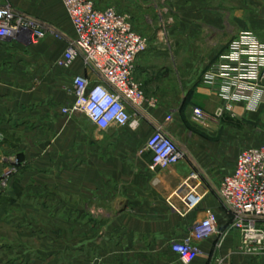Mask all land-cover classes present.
I'll list each match as a JSON object with an SVG mask.
<instances>
[{
  "label": "crops",
  "instance_id": "crops-1",
  "mask_svg": "<svg viewBox=\"0 0 264 264\" xmlns=\"http://www.w3.org/2000/svg\"><path fill=\"white\" fill-rule=\"evenodd\" d=\"M9 3L18 12L53 20L70 33L65 45L43 44L34 59L0 58V171L8 179L0 191V264H181L172 244L189 237L208 211L215 213L220 229L227 228L232 217L218 195L222 181L198 186L201 204L183 215L171 207L185 206L181 189L187 174L182 167L175 169L182 163L156 173L148 168L151 154L146 143L166 124L170 105L129 107L142 121L137 136L103 139L94 134L92 139L80 134L86 126L71 124L61 111L74 103L76 77L94 84L99 78L80 57L68 69L58 66L76 38L63 1ZM173 3L178 46L169 55L164 51L141 55L135 72L146 96L158 101L165 94L159 85L170 82L173 68H182L185 75L192 71L202 82L203 73L240 33L253 32L264 42V0ZM6 49L0 47V56ZM199 92L221 102L208 86H200ZM234 112L257 120L264 132V105L247 111L243 104H235ZM165 130L176 138L175 124H167ZM217 241L214 236L198 242L199 254L191 264H214L217 259L224 264H264V253L242 252L237 230L220 248Z\"/></svg>",
  "mask_w": 264,
  "mask_h": 264
},
{
  "label": "built area",
  "instance_id": "built-area-1",
  "mask_svg": "<svg viewBox=\"0 0 264 264\" xmlns=\"http://www.w3.org/2000/svg\"><path fill=\"white\" fill-rule=\"evenodd\" d=\"M62 1L76 38L58 60V66L68 69L80 57L99 78L94 84L86 77H76L74 103L63 108L62 114H83L101 132L121 127L137 132L142 121L129 107L140 110L146 99L134 77L139 57L147 52L145 41L114 9L98 10L90 0ZM26 32L22 15L0 0V47L20 41ZM202 83L217 92L223 101L221 111L231 112L235 104H243L247 111L258 109L264 105V42L253 32L240 33L205 72ZM194 115L199 121L205 119L199 109H195ZM172 121L173 117L167 116L166 124L156 128L146 143L151 154L148 168L153 173L183 163L180 146L165 130ZM236 164L234 172L223 178L218 190L224 209L232 217L230 224L220 229L217 216L208 211L203 221L193 225L189 237L172 244L171 249L181 264H191L199 254L198 242L215 236L216 246L220 248L224 238L234 230L240 232L242 252L264 253V145L243 151ZM6 187L7 180L0 179V191ZM183 191V210L171 207L186 215L199 207L203 196L198 186L186 184ZM214 264L224 262L217 259Z\"/></svg>",
  "mask_w": 264,
  "mask_h": 264
},
{
  "label": "rangeland",
  "instance_id": "rangeland-1",
  "mask_svg": "<svg viewBox=\"0 0 264 264\" xmlns=\"http://www.w3.org/2000/svg\"><path fill=\"white\" fill-rule=\"evenodd\" d=\"M90 1L98 10L114 9L127 19L133 30L142 37L147 45V52L142 55L162 53L160 51L169 55L172 47L176 49L178 46L179 21L177 11L173 8L174 0ZM3 2L10 5L9 0H3ZM19 14L23 17L27 35L20 41L6 44L4 48L7 49L0 56L1 59L11 62L28 61L37 57L40 54L37 49L47 42L65 45L70 29L67 27L59 29L53 20L40 18L34 14L24 12H19ZM170 57L168 56V59L171 61ZM135 81L138 82L136 78ZM139 85L141 86L140 83ZM200 86H206L201 82V76L196 77L195 73L192 75V71L185 75L182 68L176 70L173 68L170 82L166 85H159L165 91L162 101L148 98L143 91L146 98L144 106L146 104L149 108L155 109L159 106V102L170 105L169 115L173 117L171 123L175 124L178 130L176 138L172 139L180 146L184 155L183 163L175 169L182 167L181 171L187 174L185 185L189 184L193 187H204L205 184L209 186L213 180L221 182L236 165V159L243 151L264 143V132L258 128L257 120L251 119L247 114L239 112L237 114L234 112V107L231 112L221 111L223 101L213 102L204 98V95L199 92ZM195 109H199L204 114V120L196 119ZM67 119L71 124L86 126L85 132L80 134L87 133L92 139L94 134L103 139H124L126 136H137L139 133V130L137 132L130 131L128 127L101 132L93 127L85 115L79 113L71 114L67 116ZM13 162L18 164L17 160H13ZM184 167L185 170H183ZM2 173L3 171H0V179L5 178L8 185V179ZM192 175L195 176V179L190 178ZM181 191L183 190L181 189Z\"/></svg>",
  "mask_w": 264,
  "mask_h": 264
}]
</instances>
